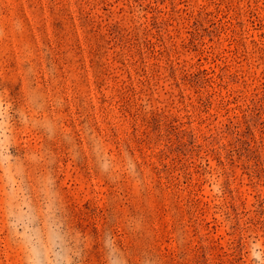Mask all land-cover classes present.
Instances as JSON below:
<instances>
[{"label":"rangeland","instance_id":"obj_1","mask_svg":"<svg viewBox=\"0 0 264 264\" xmlns=\"http://www.w3.org/2000/svg\"><path fill=\"white\" fill-rule=\"evenodd\" d=\"M0 264H264V0H0Z\"/></svg>","mask_w":264,"mask_h":264}]
</instances>
